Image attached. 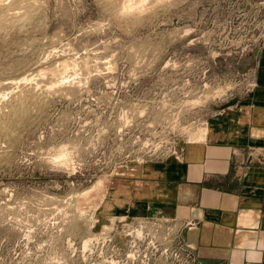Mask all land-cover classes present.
Instances as JSON below:
<instances>
[{"label": "rangeland", "instance_id": "rangeland-1", "mask_svg": "<svg viewBox=\"0 0 264 264\" xmlns=\"http://www.w3.org/2000/svg\"><path fill=\"white\" fill-rule=\"evenodd\" d=\"M263 50L264 0H0V264H107L117 169L178 158Z\"/></svg>", "mask_w": 264, "mask_h": 264}, {"label": "crops", "instance_id": "crops-1", "mask_svg": "<svg viewBox=\"0 0 264 264\" xmlns=\"http://www.w3.org/2000/svg\"><path fill=\"white\" fill-rule=\"evenodd\" d=\"M122 177L139 192L98 212L101 220L189 221L182 238L199 264H264V50L251 89L211 117L200 140L184 144L178 158L142 164Z\"/></svg>", "mask_w": 264, "mask_h": 264}, {"label": "built area", "instance_id": "built-area-1", "mask_svg": "<svg viewBox=\"0 0 264 264\" xmlns=\"http://www.w3.org/2000/svg\"><path fill=\"white\" fill-rule=\"evenodd\" d=\"M119 221L122 229L110 236L107 264H199L182 238L191 222L164 216Z\"/></svg>", "mask_w": 264, "mask_h": 264}, {"label": "bare ground", "instance_id": "bare-ground-1", "mask_svg": "<svg viewBox=\"0 0 264 264\" xmlns=\"http://www.w3.org/2000/svg\"><path fill=\"white\" fill-rule=\"evenodd\" d=\"M138 168L139 166H129V167H119L117 170L121 174H128V173H136ZM139 184H140L139 186H143L141 185L142 183H139ZM108 187H109V191L111 192L113 198L111 200L110 199L104 200L102 204V210L104 211H109L110 209L116 208V206H121V204L124 202L123 198L128 196L132 191L134 192V195L135 193L139 192L138 191L139 187L136 188V185L134 187V185H131V182L127 180H123L122 178L113 180L112 182L109 183ZM146 191H147V187H146Z\"/></svg>", "mask_w": 264, "mask_h": 264}]
</instances>
